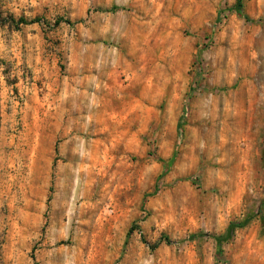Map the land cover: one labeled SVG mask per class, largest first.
I'll return each mask as SVG.
<instances>
[{
  "label": "rangeland",
  "instance_id": "374dc122",
  "mask_svg": "<svg viewBox=\"0 0 264 264\" xmlns=\"http://www.w3.org/2000/svg\"><path fill=\"white\" fill-rule=\"evenodd\" d=\"M237 1L0 0V264H264V0Z\"/></svg>",
  "mask_w": 264,
  "mask_h": 264
},
{
  "label": "trees",
  "instance_id": "16d2710c",
  "mask_svg": "<svg viewBox=\"0 0 264 264\" xmlns=\"http://www.w3.org/2000/svg\"><path fill=\"white\" fill-rule=\"evenodd\" d=\"M241 7H242L241 0H238L237 3H236V8H237L238 10H240ZM33 23H34V22H29V21H27V20H25V19H19V20L17 21V24H18V25H30V24H33ZM60 23H61L60 20L56 21V25H59ZM245 225H246L245 223H234V224H231L230 227L228 228L227 232H226V237H225V236H222V237L218 236V237H216V240L218 241V243H221L222 240L226 239V238H227V237L233 232V230H234L236 227L240 228V227H244ZM132 230H133V227L130 229L129 234L132 232ZM165 240H166L169 244H171V241H170L168 238H165ZM153 248H154V247H153Z\"/></svg>",
  "mask_w": 264,
  "mask_h": 264
}]
</instances>
